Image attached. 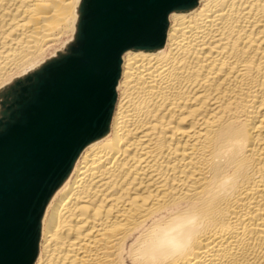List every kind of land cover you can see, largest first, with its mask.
Returning <instances> with one entry per match:
<instances>
[{
	"label": "bare ground",
	"instance_id": "bare-ground-1",
	"mask_svg": "<svg viewBox=\"0 0 264 264\" xmlns=\"http://www.w3.org/2000/svg\"><path fill=\"white\" fill-rule=\"evenodd\" d=\"M81 2L0 0L2 109L76 35ZM116 90L107 131L49 199L34 264H137L140 228L179 206L207 227L173 264H264V0L172 12L161 47L123 54Z\"/></svg>",
	"mask_w": 264,
	"mask_h": 264
},
{
	"label": "water",
	"instance_id": "water-1",
	"mask_svg": "<svg viewBox=\"0 0 264 264\" xmlns=\"http://www.w3.org/2000/svg\"><path fill=\"white\" fill-rule=\"evenodd\" d=\"M198 0H82L75 43L11 88L0 114V264H34L49 199L108 129L123 54L164 44Z\"/></svg>",
	"mask_w": 264,
	"mask_h": 264
},
{
	"label": "clouds",
	"instance_id": "clouds-1",
	"mask_svg": "<svg viewBox=\"0 0 264 264\" xmlns=\"http://www.w3.org/2000/svg\"><path fill=\"white\" fill-rule=\"evenodd\" d=\"M235 185V176L224 177L218 182V195L228 198ZM206 227V215L187 206L171 209L163 220L146 222L137 233L140 239L133 253L137 264H173L192 250Z\"/></svg>",
	"mask_w": 264,
	"mask_h": 264
},
{
	"label": "rangeland",
	"instance_id": "rangeland-1",
	"mask_svg": "<svg viewBox=\"0 0 264 264\" xmlns=\"http://www.w3.org/2000/svg\"><path fill=\"white\" fill-rule=\"evenodd\" d=\"M75 39H76V35L74 36L73 34H70L68 37H66L64 39V41L61 44H59V45L55 46L54 48H52L51 50H49L46 53V55L41 60H39V62L36 63V65L40 64V66L37 67L34 71H37L38 69H40L47 62H49V61H51V60H53L55 58H58L61 55L66 54L68 52V50H69V47L75 43ZM66 43H67V45H66ZM24 77L25 76L19 77V78H17V80H20V79H22ZM13 84H15V82ZM0 109H2L1 104H0Z\"/></svg>",
	"mask_w": 264,
	"mask_h": 264
}]
</instances>
